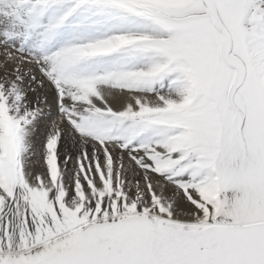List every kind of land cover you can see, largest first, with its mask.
<instances>
[{"label":"snow or ice","instance_id":"1","mask_svg":"<svg viewBox=\"0 0 264 264\" xmlns=\"http://www.w3.org/2000/svg\"><path fill=\"white\" fill-rule=\"evenodd\" d=\"M0 264H264V0H0Z\"/></svg>","mask_w":264,"mask_h":264}]
</instances>
